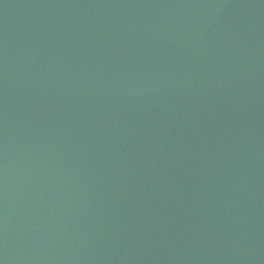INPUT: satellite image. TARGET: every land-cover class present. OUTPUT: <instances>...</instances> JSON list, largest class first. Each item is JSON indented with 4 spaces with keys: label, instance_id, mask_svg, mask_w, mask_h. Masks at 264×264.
I'll list each match as a JSON object with an SVG mask.
<instances>
[{
    "label": "water",
    "instance_id": "water-1",
    "mask_svg": "<svg viewBox=\"0 0 264 264\" xmlns=\"http://www.w3.org/2000/svg\"><path fill=\"white\" fill-rule=\"evenodd\" d=\"M0 264H264V0H0Z\"/></svg>",
    "mask_w": 264,
    "mask_h": 264
}]
</instances>
